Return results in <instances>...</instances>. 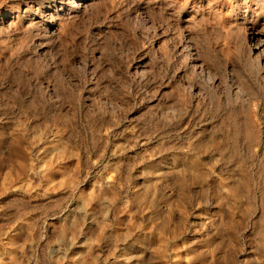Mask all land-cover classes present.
Masks as SVG:
<instances>
[{"label":"rangeland","instance_id":"rangeland-1","mask_svg":"<svg viewBox=\"0 0 264 264\" xmlns=\"http://www.w3.org/2000/svg\"><path fill=\"white\" fill-rule=\"evenodd\" d=\"M54 1L0 0V264H264V0Z\"/></svg>","mask_w":264,"mask_h":264},{"label":"bare ground","instance_id":"bare-ground-1","mask_svg":"<svg viewBox=\"0 0 264 264\" xmlns=\"http://www.w3.org/2000/svg\"><path fill=\"white\" fill-rule=\"evenodd\" d=\"M95 0H57V1H54L55 2V6H58V9H60V11H63L65 9L66 6L69 5V3L71 4V7H70V10L66 13L70 14L71 15V12H74V11H83L82 8L84 9V7H86V5L89 3V2H93ZM141 1V0H140ZM144 1V0H143ZM177 3V2H176ZM27 9H25L24 12H26ZM64 12V11H63ZM62 12V13H63ZM65 14V13H64ZM63 14V15H64ZM76 14V13H75ZM257 14V12H256ZM73 15V14H72ZM206 16V15H205ZM252 16V15H251ZM48 17V16H47ZM63 18V17H62ZM72 18V17H71ZM65 19V18H64ZM40 20V19H39ZM257 38V37H256ZM261 41V42H260ZM258 42H260L261 44L264 42V38L262 40H260ZM190 44V43H189ZM261 44L257 43L256 47H259ZM262 46V45H261ZM184 49V48H183ZM192 58V57H191ZM197 70V69H196ZM249 142V141H248ZM236 188V187H235Z\"/></svg>","mask_w":264,"mask_h":264}]
</instances>
